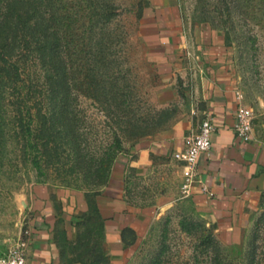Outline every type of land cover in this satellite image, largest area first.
<instances>
[{"label":"rangeland","instance_id":"374dc122","mask_svg":"<svg viewBox=\"0 0 264 264\" xmlns=\"http://www.w3.org/2000/svg\"><path fill=\"white\" fill-rule=\"evenodd\" d=\"M34 2L57 41L51 68L56 78L58 67L64 71L71 134L66 142L44 134L38 108L49 119L54 110L42 97L45 71L39 60L25 62L29 90L20 98L33 130L25 146L20 133L0 150V253L26 235L32 195L47 185L80 190L88 203L73 236L60 231L64 264H111L97 195L122 158H136L178 129L191 139L206 114L204 76L217 70L230 78L264 139V0ZM175 24L185 30V48ZM183 165L154 154L147 169L129 167L128 199L153 214L126 264H264V193L243 227L221 235L183 196Z\"/></svg>","mask_w":264,"mask_h":264},{"label":"crops","instance_id":"0c3cea01","mask_svg":"<svg viewBox=\"0 0 264 264\" xmlns=\"http://www.w3.org/2000/svg\"><path fill=\"white\" fill-rule=\"evenodd\" d=\"M178 25L171 30L177 29L175 37L182 49L186 47V35L184 29L178 30ZM164 33L162 38L167 37V32ZM209 67L214 70L216 64ZM214 72L212 76H204L203 94L207 101L205 115L211 116L216 129L212 132L211 149L203 152L198 161L208 191L203 190V183L197 184L190 199L221 235H227L243 227L249 212L259 206L264 193V139L254 134L250 141H245L236 134L233 124L238 90L230 78L217 70ZM185 136L183 128L178 129L176 137L143 147L136 158H122L124 161L116 162L113 167L109 181L97 195L104 217V244L111 264H126L153 214L149 207L134 205L128 199L126 175L129 167L138 172L147 169L154 154H171L175 158L174 153L187 145ZM183 166L186 171L185 163ZM87 207L86 196L80 190L37 187L32 195V214L27 228L30 230L28 264H64L60 231L66 229L71 238L76 215Z\"/></svg>","mask_w":264,"mask_h":264},{"label":"trees","instance_id":"16d2710c","mask_svg":"<svg viewBox=\"0 0 264 264\" xmlns=\"http://www.w3.org/2000/svg\"><path fill=\"white\" fill-rule=\"evenodd\" d=\"M56 46L46 12H41L34 0H0V150L7 147L9 139L18 140L20 133L25 146L28 142L26 137L33 130L32 123L23 114V107L27 108L26 100L20 98L29 90H26L23 66L29 60H39L41 63L46 87L42 97H47L46 108L49 111L54 109L52 119H49L43 110L44 105L38 108L44 134L54 137L58 133V138L65 142L69 139L71 132L64 114L68 103L64 71L61 66L58 67L56 78L51 68Z\"/></svg>","mask_w":264,"mask_h":264},{"label":"built area","instance_id":"2783aa9c","mask_svg":"<svg viewBox=\"0 0 264 264\" xmlns=\"http://www.w3.org/2000/svg\"><path fill=\"white\" fill-rule=\"evenodd\" d=\"M236 112L233 128L236 134L245 141H250L254 137V123L251 110L246 107L240 99ZM216 129L210 115H205L200 123L197 132L188 140L187 145L177 150L174 155L186 165V171L181 183L183 196L191 197L195 185L202 184L203 180L199 172L198 161L203 152H207L212 147V132ZM202 188L208 191V186L203 183ZM29 236L30 230H26V235L13 243L10 248L0 253V264H28L29 256Z\"/></svg>","mask_w":264,"mask_h":264}]
</instances>
